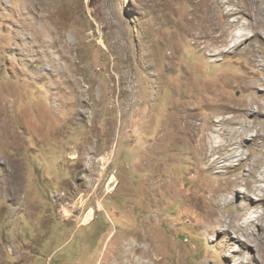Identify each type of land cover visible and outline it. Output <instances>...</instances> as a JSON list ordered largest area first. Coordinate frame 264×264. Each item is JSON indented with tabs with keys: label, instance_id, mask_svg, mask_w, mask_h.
I'll list each match as a JSON object with an SVG mask.
<instances>
[{
	"label": "rangeland",
	"instance_id": "374dc122",
	"mask_svg": "<svg viewBox=\"0 0 264 264\" xmlns=\"http://www.w3.org/2000/svg\"><path fill=\"white\" fill-rule=\"evenodd\" d=\"M241 26L264 31V0H0V264H257L201 229L247 203L244 187L216 194L257 144L224 124L209 153L194 103L195 87L256 95L236 85L244 67L264 75L248 41L230 46ZM231 142L245 157L209 165Z\"/></svg>",
	"mask_w": 264,
	"mask_h": 264
},
{
	"label": "bare ground",
	"instance_id": "6f19581e",
	"mask_svg": "<svg viewBox=\"0 0 264 264\" xmlns=\"http://www.w3.org/2000/svg\"><path fill=\"white\" fill-rule=\"evenodd\" d=\"M40 11L42 12V10ZM245 12H248V11H245ZM42 15H45V14H42ZM254 21H253V24H254ZM205 23L203 24L205 25ZM229 23L231 24L233 22H229ZM233 24H235V22ZM206 26L207 25H205L204 27ZM232 26L234 27V25ZM246 27L247 26H244L242 28L246 30ZM248 27H250L249 24H248ZM215 28H217V26ZM255 29L256 30H254L252 33L250 32V30H249L250 33H248V31L246 30V32H241L240 34L229 31L233 37H238L239 35H242L243 37L242 39L237 40L236 42H233V44L230 46L233 49L235 46L239 45L241 42L248 41L249 46L252 48L251 58H250V61L248 62L254 68L262 71L264 74V58L263 56L261 57L260 55H258L259 50L257 48H253L252 46L253 42L256 40H260L257 42L262 41V44L264 46V42H263L264 31L259 29V27L258 28L255 27ZM220 30L221 32L219 34V38L222 37L226 33L225 29L224 30L220 29ZM207 31L208 30H206V32ZM201 33H202V30H201ZM210 34L212 33L210 32ZM205 36H206V33H205ZM208 36L209 35H207V37ZM195 40L199 42L201 41L198 38V35L195 36ZM217 40H219L218 37L216 38L215 41ZM225 41L227 43V39ZM205 47H208L207 42H206ZM224 51H227V50L224 49ZM244 69L247 75L236 77V85L244 87L247 91H250V90L255 91L256 95H253L250 98L241 99V102L238 105H234L230 103V99H227L226 93L224 92L223 85L218 86L219 88L218 91L213 92L210 98L200 96V94L197 92L198 90L197 87L194 88V103H197V104L201 103L203 107H206L211 117V120H210L211 133L209 137L206 139V141L204 140V144L206 148L209 150V153L213 152L215 149L221 148L222 145H225V142L221 138L222 133H223L222 125L224 124L228 125L229 132L231 133L233 132L236 135H239L244 139L250 138L255 144H257L254 156L249 162L248 167L245 168L243 175L240 177L234 178L233 180H230L228 187L220 190L216 194L217 204H222V203L228 204L231 200L226 196L225 192L227 190L239 189L241 187H244L241 193V198L244 199V201H247V203L245 204V206H243V208H241V212L237 214V216H239L240 218V221L226 222L223 216L216 215V216H213L214 217L213 220H211L209 223L207 222L208 225L206 226L204 225L203 227L201 226V229L205 228L206 234L208 235H215L218 233L228 234L232 238V240L238 244L239 248L242 249L241 252L245 250L247 251V252L244 251L245 254L250 253L249 257L247 258L249 261L248 263H251V261H254V262L256 261L257 264H264V224L260 222L261 217L264 215V208H263L264 206V125L260 124L261 123L260 119L262 116H259V114L264 115V107H263L264 105V75L259 76L257 74H250L245 67ZM255 103L257 104L256 107L253 106V104ZM224 113L228 115H225ZM199 124L200 122L197 123V125ZM235 124H240L242 128L238 130L237 128L234 127ZM252 128H254L253 133H251V131L253 130ZM231 144L235 145L234 142H231ZM243 150L244 149L240 148L239 145H235L231 154L225 155L221 158L220 157L210 158L209 165L215 167L217 170H223L224 168H226L228 165L231 164L234 158L242 159L243 157H245ZM138 248H139L138 251L145 254L146 250L149 251L150 250L149 248L151 247L149 246L148 243L146 245L143 242L138 245ZM208 263L211 264L210 262ZM212 264H215V263L212 262Z\"/></svg>",
	"mask_w": 264,
	"mask_h": 264
}]
</instances>
